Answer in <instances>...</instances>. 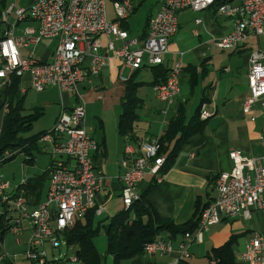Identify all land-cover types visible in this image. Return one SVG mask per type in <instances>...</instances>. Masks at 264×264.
Masks as SVG:
<instances>
[{
	"label": "built area",
	"instance_id": "obj_1",
	"mask_svg": "<svg viewBox=\"0 0 264 264\" xmlns=\"http://www.w3.org/2000/svg\"><path fill=\"white\" fill-rule=\"evenodd\" d=\"M112 5L114 18L111 20L107 17L106 0H33L27 8H15L11 4L0 11V22L10 13L16 17L0 35V88L10 83L13 74L21 78L28 75L32 90L42 91L54 86L61 92L71 93L75 99L73 107L62 110L53 127L40 138L51 154L43 201L30 208L25 196L14 197V193L22 189L12 187L11 181L0 171V200L15 213V223L7 234H19L25 220H29L33 228L24 261L19 264H81L73 248L69 252L67 247L62 256L48 259L45 244L53 247L62 242L66 244L65 231L74 225L77 217H82L92 207H96L97 213L103 210V202L98 203L97 197L106 184V175L94 158L98 142L86 128L80 83L97 76L112 57L120 61V72L124 68L134 72L164 63L170 38L178 30V15L183 10L213 8L217 15L231 18L232 29L216 41L222 49H236L251 36L264 38V0H160L159 9L148 20L144 37L131 36L121 27V21L133 10L132 0H114ZM22 21H33L36 25L26 24L16 33V25ZM49 38H57V44L47 59H38L33 52L21 55V49ZM183 69L181 59L174 61L166 80L152 87L163 105L162 113H167L180 92ZM247 78L249 92L242 110L248 112L258 104L264 118V48L258 47L250 53ZM7 112L8 104L3 102L0 132ZM208 116L202 106L200 117ZM260 138L264 144V126ZM125 140L123 172L119 176L123 209L139 197V182L145 175L155 176L157 182L162 180L159 170L164 163V157L157 156L158 136L135 141L126 137ZM18 150H5L0 155V166ZM229 157L231 169L216 175V196L200 211L195 231L184 233L179 258L173 264H180L182 258L189 256L187 243L199 232L224 218L249 217L253 209L264 210V153L246 156L233 149ZM143 251L163 255L171 253L173 246L170 240L157 237L146 243ZM5 257L11 256L4 250L0 264ZM241 258L247 264H264V231H256L245 243Z\"/></svg>",
	"mask_w": 264,
	"mask_h": 264
},
{
	"label": "crops",
	"instance_id": "obj_2",
	"mask_svg": "<svg viewBox=\"0 0 264 264\" xmlns=\"http://www.w3.org/2000/svg\"><path fill=\"white\" fill-rule=\"evenodd\" d=\"M32 1L29 0V5ZM16 2V0L11 2L0 0V11L11 4L16 8ZM132 4L133 10L125 19V22L131 35L130 19L137 8H144L142 30L135 35H131L140 37L144 29L147 31V20L159 9L160 0H132ZM27 7L20 6L19 8ZM113 18L114 16L109 19ZM197 19H200V21L196 22ZM178 22V30L170 38L169 51L164 56V65L170 69L174 61L178 59L183 61L186 69L182 72L180 78V92L170 103L167 113H162L163 105L155 96L153 86L149 85L156 103L148 102L144 97L139 96L142 99V105L138 110L139 119L135 123L134 134L138 138L144 139L159 136L165 130L168 120L176 114L180 104L184 106L187 120L194 115L195 109L201 103V107L204 106L209 113L208 117L203 118L205 124L202 131L194 133L189 141L181 147L173 164L148 195L161 218L170 219L175 224H182L193 218L197 207H202L216 196L214 180L219 172L231 169L232 160L229 157L231 150L238 149L246 156H261L264 153V144L260 138L264 126L261 107L256 104L248 112L242 110V103L249 92L247 78L249 56L258 47L264 48V38L251 36L236 49L218 47L216 41L232 29V19L217 15L213 8L202 11L183 10L178 15ZM9 24L11 22L8 21V16L6 20H1L0 35L2 31L8 28ZM26 24L36 25L33 21L18 22L15 32L20 33L22 27ZM183 27H185L184 30H182ZM188 29L192 36L198 38V42L194 43L192 38L185 40L188 37ZM56 44L57 38L44 40L33 46V56L41 60L47 59ZM213 45L227 52V55L221 53L218 56L222 63H219L215 69L211 68L213 55L209 50V47L211 48ZM29 49H21V55H28ZM146 68L139 69L138 73H142ZM132 73L127 68L120 72V61L112 57L97 76L80 83L79 90L82 96L86 92L95 90L97 92L96 98L102 100L101 91L105 93L108 84L125 83ZM23 76L18 92V95L23 96V113L28 114L35 110H41L42 115L44 113L43 106L40 108H38L39 106H32L37 97L29 95L34 90L30 88L28 75ZM121 76L127 77L126 80H123ZM151 80L152 75L149 81ZM2 91L3 87L0 88V95ZM41 92L56 93L51 101L55 105L53 111L55 114L54 123L62 110L69 109L75 104V99L71 93L61 92L54 86ZM189 95H195L196 99L195 105L188 110ZM122 97L123 95L120 98L121 101ZM26 98H28L27 101ZM32 100L34 101L32 102ZM47 100L46 98L43 99L44 102H48ZM145 108L148 113L153 112L154 116L152 121L148 122V127L140 129L138 124V121L141 120L140 111ZM121 111L122 105L120 113ZM251 117L254 119H251ZM85 122L87 124V118ZM116 122L118 123V121ZM117 123L116 128L110 134L107 133L100 117H97V123L92 127V131L88 130L86 126L88 132L98 142V149L94 158L106 175V184L97 197L98 203L103 202V210L100 213L95 210L94 224L100 221L106 223L123 209L119 176L123 172L121 160L126 140L119 133ZM50 163L51 158L48 164L42 167L41 173L49 168ZM14 179L15 176L12 174L10 180L12 187L19 186L25 180L15 183ZM150 179V175L144 176L139 182V191L148 187ZM47 186L48 179L41 191V201L45 199ZM102 214L105 216L102 217ZM32 230L30 221L25 220L23 230L19 234H12L14 236L13 241V238L10 241L7 240L8 234L5 236L3 249L14 260V262H8L9 264H19L24 261L23 255L30 243ZM256 231H264V210L253 209L249 217L238 215L231 219L224 218L193 236V239L187 243L189 257L191 260L192 258L200 259L211 248L220 246L230 237H233L234 264H247L241 258V252L245 243ZM183 235V233H178L172 236L166 230L161 231L157 237L170 240L173 251L163 255L144 253L131 261H127L128 264H173L179 258V244L184 240Z\"/></svg>",
	"mask_w": 264,
	"mask_h": 264
},
{
	"label": "trees",
	"instance_id": "obj_3",
	"mask_svg": "<svg viewBox=\"0 0 264 264\" xmlns=\"http://www.w3.org/2000/svg\"><path fill=\"white\" fill-rule=\"evenodd\" d=\"M121 27L127 29L125 20L121 21ZM145 35L146 29L143 30L140 37ZM147 68L152 75L151 81L137 80L139 70L134 71L125 81V91L121 101L122 111L119 114L117 129L124 138L127 137L131 141L138 138L134 134L135 123L139 119L138 110L142 105V99L137 94L138 87L144 83L152 86L162 83L166 80L169 72V68L164 63ZM185 69L186 67H184L183 72ZM20 84L21 77L15 74L11 75L10 83L3 87L0 95V110L3 102L8 104V112L3 118L0 132V155L7 149L18 148H21L20 151H24L27 155H34L33 148L42 135L46 133V131H41L26 138L20 135L30 129L32 121L41 113L40 110L28 114L23 113V96L18 95ZM201 105L202 103L197 106L194 115L187 120L184 106L180 104L176 114L168 120L165 130L158 136L157 156L164 157V163L159 170L161 174L164 175L173 164L181 147L189 141V138L194 133L202 131L205 119L200 117ZM20 151L18 150L17 153ZM17 153L9 155L3 163L13 159ZM150 176L148 187L139 191V197L127 209H122L106 223L101 221L96 224L93 223L96 207H92L82 217H77L74 225L65 231L66 247L67 249L73 248L81 259V264H103L105 254H100L93 243V237L99 233L100 229H103L107 234V253L112 254L113 264H124V262L143 255L144 245L155 240L163 230L168 231L172 236L195 231L198 226L200 211L206 204L197 207L193 218L182 224H175L170 219L161 218L148 197L152 188L158 183L155 176ZM48 178L49 170L47 169L39 175L25 179L19 185V189L22 191L14 193V197L25 196L27 204L30 208H34L41 202V191ZM2 204L3 210L0 212V256L4 255L3 241L5 236L9 228L15 223L13 209L10 210L9 207L6 208L4 203ZM233 240L234 238L230 237L222 245L211 248L204 255L203 261L194 262L188 256L182 258L180 264H234ZM3 261L12 262V258L5 257Z\"/></svg>",
	"mask_w": 264,
	"mask_h": 264
},
{
	"label": "rangeland",
	"instance_id": "obj_4",
	"mask_svg": "<svg viewBox=\"0 0 264 264\" xmlns=\"http://www.w3.org/2000/svg\"><path fill=\"white\" fill-rule=\"evenodd\" d=\"M8 2H11L12 0H6ZM16 8H19L20 6L27 7L29 5V0H16ZM144 8H137L135 14L130 19V33L131 35H135L138 32L142 30V27L144 25V14H143ZM106 11L107 16L109 18H112L114 16V10L111 0H106ZM15 14L10 13L8 14V21L13 23L15 21ZM185 27L182 28L184 30ZM190 30H187L188 37L185 40H190L192 38L195 42H198V38L195 36H192L189 32ZM263 40V39H262ZM212 45V44H211ZM41 46V45H40ZM30 49L28 51H33V46L29 47ZM210 53L213 55V63L211 65V68L215 69V67H218L219 63L221 62V59L218 58V56L221 53H224V55H227L226 50L222 51L220 48H218L216 45L209 47ZM226 57V56H225ZM126 73V72H125ZM24 77V76H23ZM127 78V77H126ZM22 79V78H21ZM137 80H143V81H149L151 79V72L149 68H146L142 71V73H138ZM125 83L119 82L115 84H108L107 89H105V93L101 91V94L103 96L102 100H98L97 92L95 90H92L90 92H86L83 94V97L85 98V113L87 118V124L88 130L92 131V127L97 123V117L102 118L104 127L108 134L111 133L116 128V121L119 118V113L121 110V96L124 94L125 91ZM80 89V85H79ZM54 93V92H53ZM52 92H31L29 95H35L37 99L33 103L34 106H43V114H39L38 117H36L32 121V125L30 129L26 132H22L20 135L22 137H29L31 135H34L36 133H39L41 131H48L50 130L54 125V103H51L52 99L54 98L55 94ZM82 94V93H81ZM137 94L141 97H144L146 101L156 103V101L153 99V95L151 92V89L149 87L148 83H144L140 85L137 89ZM48 99V102H44L43 99ZM105 98V101H104ZM39 99V100H38ZM195 95H189V102L187 103L188 110L191 106L195 105ZM28 98H26V101ZM34 100H32L33 102ZM46 103V105H44ZM104 103V104H102ZM29 106V103L27 104ZM41 111V110H40ZM153 114V115H152ZM147 116V117H146ZM154 116V113L151 114L148 113L147 109H142L140 111V118L141 120L138 121V124L140 126V129L148 127V122L152 121V117ZM155 119V118H154ZM44 142H42L40 139L37 141V144L33 148L34 155H27L24 151H20L21 148H18L20 152H18L15 157L7 162H5L3 165L0 166V171L3 173L4 178L7 180H11L12 174L15 176V183L21 182L26 178H30L34 175H39L41 173L42 167H45L48 162L50 161L51 154L50 150L45 146ZM46 149V150H45ZM16 150V149H14ZM66 158V156H64ZM3 210V204L0 200V212ZM102 217L105 215L102 214ZM14 240V236L12 234L7 235V240L10 241ZM11 241V242H12ZM13 243V242H12ZM93 243L96 247V249L100 252V254L104 255L105 257L103 259V264H113V256L110 253H107V234L103 229L99 230V233L93 237ZM14 244V243H13ZM72 248H69V252ZM45 251H46V257L48 259L50 258H58L59 256H62L66 252V244L60 243L59 246H52L50 243L45 244ZM205 258L202 256L200 259H193L194 262H200L203 261ZM129 262H124V264H128ZM2 264H9V263H2Z\"/></svg>",
	"mask_w": 264,
	"mask_h": 264
}]
</instances>
